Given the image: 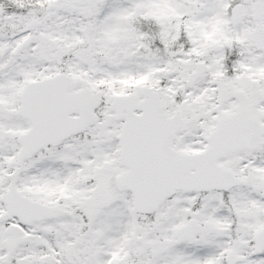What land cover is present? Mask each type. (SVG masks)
Returning a JSON list of instances; mask_svg holds the SVG:
<instances>
[{"label": "snow or ice", "instance_id": "obj_1", "mask_svg": "<svg viewBox=\"0 0 264 264\" xmlns=\"http://www.w3.org/2000/svg\"><path fill=\"white\" fill-rule=\"evenodd\" d=\"M0 264H264V0H0Z\"/></svg>", "mask_w": 264, "mask_h": 264}]
</instances>
